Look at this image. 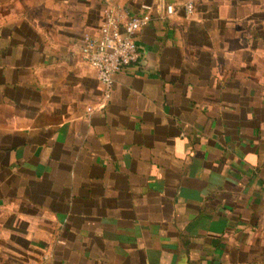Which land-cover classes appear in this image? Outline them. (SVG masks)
Segmentation results:
<instances>
[{"label":"crops","instance_id":"obj_1","mask_svg":"<svg viewBox=\"0 0 264 264\" xmlns=\"http://www.w3.org/2000/svg\"><path fill=\"white\" fill-rule=\"evenodd\" d=\"M186 1L0 0V264H264V0ZM145 4L105 99L84 35Z\"/></svg>","mask_w":264,"mask_h":264},{"label":"built area","instance_id":"obj_2","mask_svg":"<svg viewBox=\"0 0 264 264\" xmlns=\"http://www.w3.org/2000/svg\"><path fill=\"white\" fill-rule=\"evenodd\" d=\"M151 5L142 6V13L133 14L118 5L103 9V22L98 35L86 33L83 38L82 55L97 71L101 92L105 99L111 97L116 74L136 63L142 56L136 35L152 19ZM187 16L194 13V1L187 0L183 6ZM166 13L176 11L174 4L165 6Z\"/></svg>","mask_w":264,"mask_h":264}]
</instances>
